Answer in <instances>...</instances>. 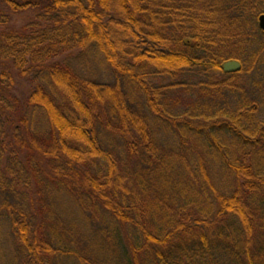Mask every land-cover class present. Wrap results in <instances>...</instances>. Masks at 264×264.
I'll use <instances>...</instances> for the list:
<instances>
[{
  "label": "trees",
  "instance_id": "obj_1",
  "mask_svg": "<svg viewBox=\"0 0 264 264\" xmlns=\"http://www.w3.org/2000/svg\"><path fill=\"white\" fill-rule=\"evenodd\" d=\"M0 3L11 14H31L21 30L0 33V157L5 142L23 130L18 146L49 186L69 193L91 214L108 215L118 229L135 231L140 242L123 250L131 254L126 264H264V121L241 83L264 67L258 27L264 0ZM75 50L101 56L114 81L98 82L67 59L55 61ZM231 60L241 64L240 72L223 71ZM17 76L37 84L22 103L13 93ZM188 88L209 99L211 114L207 105L176 110L180 104L168 96ZM227 95L239 99L231 110L224 108ZM134 96L144 105L137 107ZM30 110L45 116L40 134L30 131ZM154 121L182 142L192 137L205 145L197 176L176 181V188L169 186L173 170L190 174L189 160L197 155L183 145L172 150L161 144ZM6 123L13 133L2 131ZM215 137L230 138L239 152L223 153ZM210 151L233 179L230 193L217 188L206 166L203 154ZM190 179L216 212H178L172 203L182 193L190 199ZM31 212L0 204V227L10 226L22 264L63 258L94 264L60 244L63 235L45 236L53 228Z\"/></svg>",
  "mask_w": 264,
  "mask_h": 264
},
{
  "label": "rangeland",
  "instance_id": "obj_2",
  "mask_svg": "<svg viewBox=\"0 0 264 264\" xmlns=\"http://www.w3.org/2000/svg\"><path fill=\"white\" fill-rule=\"evenodd\" d=\"M0 13L6 15L4 16L6 18L0 19V33L8 29L21 30L29 22V16L31 15L30 13L19 15L11 14L1 3ZM65 59H67V63L72 68L98 82L111 83L114 81L110 68L105 64L103 58L94 52L85 54L82 51L75 50L55 61L61 62ZM260 68H262L260 70L261 72H254L252 70L253 73L251 71L248 75H245L246 77L242 79L241 83L244 84L243 87L246 89L245 96H248L251 101L255 100L259 103L257 116L260 120L264 121V67ZM4 69L5 66L0 62V74L5 71ZM218 79L217 77L216 80ZM36 85L31 77L21 78L17 76L13 93L20 103H22L32 90H34ZM134 97L136 98V96ZM136 99L133 100V103L137 107L140 108V106L144 105L141 98L140 100ZM168 99L180 104L176 110H181V108L184 110L191 107L201 109L204 108V105H207L206 109L211 114L210 110L215 108L214 105L208 103L209 99L204 98L202 93L195 88H188L183 91L178 90L169 95ZM238 100L235 96L231 97L229 95L224 108H227V110L233 109L237 106ZM28 117L29 120L27 123L30 126V131L33 134L42 133L46 127V123L45 116L41 111L36 112L30 110ZM2 126H4L2 131L7 132V134L11 133L13 129L11 126L7 125V123ZM153 127L160 143L164 146L170 147L172 150H177L181 149L183 145L187 153L197 155L191 156L192 159L189 160L188 170L190 174L188 171L181 169L182 177L181 173L176 175L178 170L175 169L172 172L175 177L169 176L172 174L168 175V178L170 177L169 186L171 189L176 188L174 185L178 181H183V179L185 180L189 176L190 178L197 176L196 172H199L197 157L202 155L200 152L205 149L203 147L205 146L204 143L192 137L182 142L180 135L174 131H168L161 125L156 124L155 121L153 122ZM20 131L24 133L19 128V134L13 140L9 139V145L5 142L6 153L0 157V185L2 188L0 190V204L7 203L8 205H15L26 211L30 209L36 219L45 220L48 226L53 228V230H50V233L45 232V236L52 237L55 234L54 236L57 237L63 235L64 237L60 240V244H66L69 249H75L80 255L87 256L94 264H126V254H129L127 257L128 260L131 259V254L129 250V253L123 250L136 246V241L140 242L135 231L128 226H120L119 230L117 224L115 225L108 215L100 214L97 216V214H91L84 207H81L78 204L79 201H76L72 195L49 186L47 180L35 173L36 168L32 169V166H28L27 155L18 146L25 139L24 136L21 137ZM215 138H217V143H213L218 145L220 151L223 153H227L228 151L239 152V149L233 145L230 138ZM203 155L207 158L206 166L217 188L221 189L224 193H230L232 177H230L223 165L214 157L212 151L204 153ZM36 177H39L38 180L42 181L43 185L40 184V181L36 180ZM188 183L192 188H189L187 191L190 199H184L182 193L178 199L175 197V203H172L177 204L176 208L180 214L181 212L199 214L207 213L208 210H214L215 212L218 210L216 204L214 205L211 200L209 201L204 196L200 184H191V179ZM6 186H8V189ZM178 194L174 193L177 196ZM199 194H202L203 198L197 200L195 195ZM43 210L44 213L42 212ZM0 264H22L21 258L19 257V249L14 242L10 226L5 222H2L0 227ZM57 264L79 263L75 259L63 258Z\"/></svg>",
  "mask_w": 264,
  "mask_h": 264
},
{
  "label": "water",
  "instance_id": "obj_3",
  "mask_svg": "<svg viewBox=\"0 0 264 264\" xmlns=\"http://www.w3.org/2000/svg\"><path fill=\"white\" fill-rule=\"evenodd\" d=\"M259 28L261 31L264 32V15H261L259 17ZM223 71L226 73L233 74V73L241 71V65H240V63H238L236 61H229V62L224 64Z\"/></svg>",
  "mask_w": 264,
  "mask_h": 264
}]
</instances>
